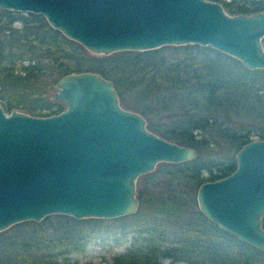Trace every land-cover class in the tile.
<instances>
[{
    "label": "trees",
    "instance_id": "16d2710c",
    "mask_svg": "<svg viewBox=\"0 0 264 264\" xmlns=\"http://www.w3.org/2000/svg\"><path fill=\"white\" fill-rule=\"evenodd\" d=\"M210 1L228 14L264 9V0ZM261 44L264 49V36ZM78 71L110 79L122 107L140 113L153 133L193 147L195 157L161 161L139 175L133 213L79 219L52 213L10 225L0 231V264H75L70 255L89 241L126 236L127 248L105 264H264V251L219 228L195 201L200 183L234 169L233 153L241 144L252 135L264 138V69L246 68L197 43L94 54L41 14L0 7L5 112H59L64 105L53 97L56 82ZM170 97L177 106H168Z\"/></svg>",
    "mask_w": 264,
    "mask_h": 264
},
{
    "label": "water",
    "instance_id": "95a60500",
    "mask_svg": "<svg viewBox=\"0 0 264 264\" xmlns=\"http://www.w3.org/2000/svg\"><path fill=\"white\" fill-rule=\"evenodd\" d=\"M41 14L94 54L161 45H209L249 69H264V9L228 14L210 0H0ZM64 108L46 116L0 105V231L52 213L111 218L138 207L136 180L156 163L195 157V149L150 131L122 107L110 79L69 72L56 82ZM234 169L200 183L198 210L219 228L264 251V138L233 153Z\"/></svg>",
    "mask_w": 264,
    "mask_h": 264
},
{
    "label": "rangeland",
    "instance_id": "374dc122",
    "mask_svg": "<svg viewBox=\"0 0 264 264\" xmlns=\"http://www.w3.org/2000/svg\"><path fill=\"white\" fill-rule=\"evenodd\" d=\"M15 23L17 24V22ZM166 103L170 107L177 106L173 97L168 98ZM239 114H241V112ZM251 137L256 138L254 135ZM127 246V236L121 239H114L111 237L107 239H94L89 241L82 251L73 253L70 257L75 261V264H105L110 261L113 255L123 252Z\"/></svg>",
    "mask_w": 264,
    "mask_h": 264
}]
</instances>
